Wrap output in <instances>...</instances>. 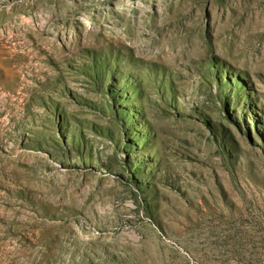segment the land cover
Segmentation results:
<instances>
[{"label":"rangeland","instance_id":"rangeland-1","mask_svg":"<svg viewBox=\"0 0 264 264\" xmlns=\"http://www.w3.org/2000/svg\"><path fill=\"white\" fill-rule=\"evenodd\" d=\"M0 264H264V0H0Z\"/></svg>","mask_w":264,"mask_h":264}]
</instances>
